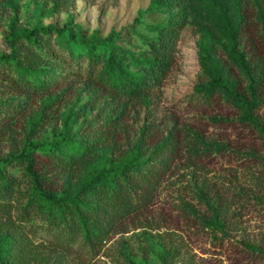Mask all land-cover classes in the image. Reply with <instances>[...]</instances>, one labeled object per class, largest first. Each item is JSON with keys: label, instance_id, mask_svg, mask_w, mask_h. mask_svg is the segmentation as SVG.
<instances>
[{"label": "rangeland", "instance_id": "rangeland-1", "mask_svg": "<svg viewBox=\"0 0 264 264\" xmlns=\"http://www.w3.org/2000/svg\"><path fill=\"white\" fill-rule=\"evenodd\" d=\"M159 1L0 0V55L10 52L14 35L50 24L65 29L78 55L70 59L60 52L51 36L46 49L59 50L60 62L46 68L47 76L37 74L39 81H49L48 88L24 92L0 83L1 123H9L12 130L0 139V166L2 159L33 143L52 144L66 137L90 142L91 152L70 186L73 194L103 167L156 162L154 184L141 207L93 243L24 211L28 182L22 168L7 165L19 182L6 197L0 222L33 243L43 255L37 264H264V258L240 245L264 251V138L241 123L237 109L224 98L198 95L196 88L205 78V48L219 54L215 59L229 74V86L242 78L228 35L207 32L202 5L196 0H164L169 10L159 17L164 22L173 19L178 36L164 81L145 98L124 99L89 72L78 29L99 38L119 32L129 47L137 45L138 38L129 31L149 35L145 25L152 19L147 9ZM221 1L234 25L248 3L254 8L260 3L261 17L258 7L255 17L264 31V0ZM236 50L243 52V45ZM257 115L264 124V105ZM137 146L139 157L134 158ZM206 201L219 206L223 231Z\"/></svg>", "mask_w": 264, "mask_h": 264}, {"label": "trees", "instance_id": "trees-1", "mask_svg": "<svg viewBox=\"0 0 264 264\" xmlns=\"http://www.w3.org/2000/svg\"><path fill=\"white\" fill-rule=\"evenodd\" d=\"M196 1L202 5L207 32L213 37H218L219 31L228 35L235 56L234 65L242 76L229 86V74H224L223 67L219 69L215 59L219 54L205 48L201 55V76L205 78L196 88L198 95L209 99L224 98L239 112L238 120L256 129L264 138V124L257 115L258 109L264 105V31L261 21L255 17L258 13L261 17L262 5L256 3L254 8L252 3H248L239 13V24L234 25L228 16L227 6L221 0ZM168 5L160 0L149 6L147 12L152 22L145 27L150 34L129 31L140 42L130 47L119 32H110L107 37L99 38L95 33L86 36L81 28L77 31L78 44L86 52L89 72L124 99L145 98L148 90L162 84L170 69L178 32L173 19L164 22L159 17L168 12ZM51 36L55 37L53 42L60 52L67 53L70 59H78L64 28L52 24L35 28L29 33L14 35L9 42L10 52L0 55V68L4 70L0 73L3 77L0 83L24 92L48 88L49 81H39L37 74L43 72L47 76L48 70L60 62L59 50L49 53L46 49ZM239 44L244 49L241 53L236 50ZM97 49L101 51L96 52ZM3 116L0 114V139L12 132L9 123H1ZM92 147L90 142L86 145L66 137L52 144L33 143L19 154H10L2 159L0 212L6 210V197L17 190L15 186L19 182L16 176L7 172L6 166L18 165L28 182L24 211L40 214L51 225L85 242L99 240L118 221L141 207L154 184L156 162H150L151 166L150 163L132 161L122 167H103L96 176L70 194V186L78 178L82 162ZM138 157L137 146L134 158ZM206 206L216 226L223 231L224 225L218 221L219 206L209 201H206ZM240 245L264 258V251L258 247L244 242ZM42 258L33 243L21 235L16 236L0 222V264H37Z\"/></svg>", "mask_w": 264, "mask_h": 264}]
</instances>
